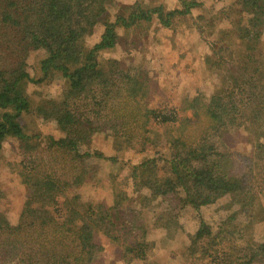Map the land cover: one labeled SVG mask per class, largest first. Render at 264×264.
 Returning a JSON list of instances; mask_svg holds the SVG:
<instances>
[{
  "label": "trees",
  "instance_id": "obj_1",
  "mask_svg": "<svg viewBox=\"0 0 264 264\" xmlns=\"http://www.w3.org/2000/svg\"><path fill=\"white\" fill-rule=\"evenodd\" d=\"M106 1L0 0V149L6 138L22 139L26 136L16 119L34 107L43 119L51 120L61 130L59 138H50L51 144L70 154L73 162L78 160L79 165L82 164L76 175L63 178L65 181L73 180L74 184L94 176V171H86L85 174L83 164L105 157L91 145L92 134L99 127L94 128L88 115L84 118L73 111V96L89 89L95 105L99 106L92 116L100 118L103 106L107 105V117H112L116 113L112 98L125 86L121 84L118 88V80L114 76L118 71L122 75L126 73L121 70V63L114 60L103 63L97 57L99 51L116 44L117 23H125V17L120 14L113 20L106 18ZM238 1L240 8L250 14L252 25V30L239 36L238 41L254 43L259 39V27L264 18V0ZM198 3L197 0H184L182 8L166 13L162 8L159 10L160 7L141 9L131 12L129 19H147L157 13L161 24L168 27L175 14L190 13V8ZM93 30L100 32L98 40L84 46V40ZM221 44L225 49L230 45ZM221 44L211 48L208 60L213 66H221L225 62ZM31 48L43 51L36 67L39 76L26 61ZM249 58L253 64L247 63L245 69L252 67L250 73L244 72L239 79L228 81L231 89L227 99L222 94L212 93L201 108L193 102L189 104L196 111L195 115L199 110L205 112L207 126L196 140L187 141L180 136L167 140L171 148L167 157H162L167 163V168L160 170L164 171L162 177L153 178V183L147 186L148 175L154 176L157 168H163L157 165L160 159V156L156 158L157 150L153 151L152 157L140 162V171L133 169L132 196L114 194L109 206L92 200L84 202L78 194L67 198L63 192L62 195L55 193L60 176L37 174L26 166L21 181L33 191L38 204L26 198L15 224H11L4 211L0 210V264H97L100 251L94 240L97 233L104 234L119 247L117 258L127 263L140 260L141 264H148V251L151 253L153 245L160 241L158 232L164 230L172 234L184 224L186 228L191 227L192 221V227L196 226L188 234V243L183 251L193 261L264 264V239H247L242 230L233 229L234 224L226 225L235 220L234 215L214 231L200 218L204 209L229 195L232 199L230 205L238 206L236 213L258 207L264 211L260 205V198L264 196V90L257 89L256 78L253 79L260 64L254 56ZM49 70L63 77L64 91L58 96L50 92L42 94L36 101L28 91L29 83L40 85ZM123 76L120 78H125ZM130 76V86L126 89L132 96L141 92L145 97L147 85L141 76L139 78L138 73ZM140 117L147 118L146 122L153 119L160 124L176 120L172 111L165 112L160 108H146ZM110 127L116 136L123 134L125 139L131 136L129 121L123 124L116 122ZM240 127L247 131L244 133L253 134L254 139L251 158L248 154L249 158H243V163H236L235 152L223 150L219 136L226 135L229 129L240 130ZM138 137L136 141H141L143 135ZM131 140L127 138L125 141ZM144 149L145 146L141 151ZM113 158L109 159L115 161ZM256 186L259 189H254ZM157 198L163 204L162 207L159 205L158 211L157 207L147 206L150 200ZM254 202L257 205H253ZM156 213L161 217L165 213L169 216L166 220L155 221ZM188 214L191 216L186 217ZM146 217L148 221H144ZM182 217H185L184 223H181ZM222 238L229 240L226 246L221 244Z\"/></svg>",
  "mask_w": 264,
  "mask_h": 264
},
{
  "label": "rangeland",
  "instance_id": "obj_2",
  "mask_svg": "<svg viewBox=\"0 0 264 264\" xmlns=\"http://www.w3.org/2000/svg\"><path fill=\"white\" fill-rule=\"evenodd\" d=\"M183 1L108 0L104 3L107 19L113 20L117 14H120L125 17V23L121 21L117 23L116 44L112 48L99 51L97 57L103 63L108 60L121 63L120 68L126 72L123 73L125 76L119 74L120 71L115 72L114 76L118 80V88L121 84L125 86L112 98V107L116 112L112 117H107V105L103 106L100 118H96V115L92 116L99 106L95 105L89 89L74 95L72 103L74 112L82 114L84 118L88 115L91 124L95 125L94 128L99 127L92 134L91 145L105 158H96L94 161L83 164L85 174L86 171H94V176L91 175L77 184H74L71 179L65 181L63 178L76 175L75 172L82 168V164L79 165L78 160L73 162L72 157H69L70 154L51 144L50 138H59L62 134L61 130L51 120L43 119L34 107L32 111L22 112L16 120L23 127L26 136L22 139L8 137L0 149V210L4 211L11 224L18 221L26 198L31 203L38 201L33 191H30L21 181L22 172L26 166L32 168L37 174L60 176L61 181L57 182L55 188L56 194L62 195L63 192L67 198L78 194L84 202L92 200L109 206L114 194L126 193L132 196L133 169L140 171L141 167L138 165L148 156L152 157L154 150H157L156 158L160 156L157 165L163 168L155 170V177L147 174L149 181L147 186L153 183V178L163 176L164 171L160 170L167 168V163L163 159L167 157L171 148L167 140L177 136L187 141L198 139L207 126L208 119L203 110L197 111L195 115L196 111L189 107V104L193 102L201 108V104L205 103L207 101L205 99L212 93L222 94L227 99L228 90L231 89L228 81L239 79L244 72L245 74L250 73L252 67L245 69L247 63L253 64L250 56H254V60L260 64V70L258 69L253 79L256 78L257 89L264 90V18L259 27L260 34L257 41L254 43L238 41L239 36H244L252 30L251 16L244 11L245 9L240 8V1L197 0L199 5H193L190 13L175 14L168 27L161 24L157 13L147 19L134 21L129 19L131 12L134 13L141 9L160 7L159 10L162 8L166 13L175 8H182ZM99 31L101 32V29ZM100 32L93 30L92 34L84 40V46L95 43ZM220 39L224 40L220 41ZM221 43L230 45L225 49ZM219 44L222 48L221 53L225 55V62H222L221 66H213L208 57L211 54V48ZM42 55V50L31 48L26 58L28 67L36 69ZM33 73L35 76L34 70ZM135 73H138L139 78L141 76L142 82L147 85L145 97L141 92L132 96L131 92L126 89L130 86V75ZM36 74L37 76L40 74L37 69ZM121 76L125 78H120ZM65 85L59 73L49 70L46 79L40 85L29 83L28 91L34 100L39 101L42 94L49 92L58 96L64 91ZM193 98L197 100L193 101ZM146 108L172 111L176 120L160 124L149 117L150 120L146 122L147 118L140 117ZM112 120L115 122L111 123ZM125 121L131 124L132 133H129L131 136L127 137L132 138L131 141H125L126 135L116 136L110 127V124L116 122L123 124ZM244 132L247 131L240 127V130L229 129L226 135L219 136L222 139V149L235 152L236 163H243V158H249V155L251 158L254 137L253 134ZM138 135H143L141 141H136L139 138ZM144 146L145 149L141 151ZM237 152L240 153L236 156ZM113 156L115 161L109 159ZM74 164L77 165L72 167ZM256 188L259 189L258 186L254 189ZM143 190L147 193L146 189ZM220 199L211 207L204 209L200 217L212 227L213 231L221 225L234 224L233 229L242 230L245 238L251 240L253 238L255 241L264 239V211H260V207L236 213L238 206L230 205L232 200L230 195ZM160 203L161 199L157 198L150 200L147 206L157 207L158 211L159 205L163 206ZM253 205L257 203L254 202ZM260 205L264 209V196L260 198ZM136 209H138L137 205ZM143 214L146 216V212ZM232 215L236 217L233 218L235 220L223 224V221L229 220ZM168 216V213L162 217L156 213L154 220H166ZM188 216L191 214L186 217ZM182 218H180L181 223H184L185 217ZM144 221H148L147 217ZM192 223L193 221L190 223L191 227L186 228L184 224L183 228L172 234L165 233L164 230L158 232L157 236L160 241L153 245L151 253L148 251V264L150 262L154 264H207L202 259L193 261L183 251L188 243V234L193 232L196 226L194 223L195 226L192 227ZM160 225L162 226L163 223L160 222ZM94 240L100 247L97 264H141L140 260L127 263L117 258L119 247L104 234L97 233ZM228 242V239L223 240L222 238L221 240V244L225 246Z\"/></svg>",
  "mask_w": 264,
  "mask_h": 264
}]
</instances>
